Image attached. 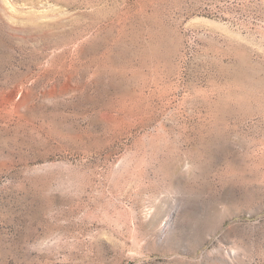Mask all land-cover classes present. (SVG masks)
Listing matches in <instances>:
<instances>
[{
	"label": "rangeland",
	"instance_id": "1",
	"mask_svg": "<svg viewBox=\"0 0 264 264\" xmlns=\"http://www.w3.org/2000/svg\"><path fill=\"white\" fill-rule=\"evenodd\" d=\"M0 264H264V0H0Z\"/></svg>",
	"mask_w": 264,
	"mask_h": 264
}]
</instances>
